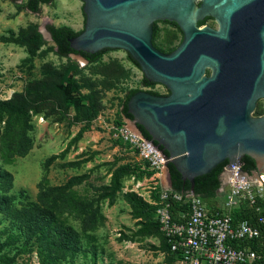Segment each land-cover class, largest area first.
Masks as SVG:
<instances>
[{
	"label": "rangeland",
	"instance_id": "374dc122",
	"mask_svg": "<svg viewBox=\"0 0 264 264\" xmlns=\"http://www.w3.org/2000/svg\"><path fill=\"white\" fill-rule=\"evenodd\" d=\"M26 3L0 0V264H175L155 219L168 186L117 135L130 90H168L145 87L123 50L93 64L57 55L47 26L82 31L81 0ZM34 27L45 44L31 56L17 39ZM157 27L159 48L180 45L176 27Z\"/></svg>",
	"mask_w": 264,
	"mask_h": 264
},
{
	"label": "water",
	"instance_id": "95a60500",
	"mask_svg": "<svg viewBox=\"0 0 264 264\" xmlns=\"http://www.w3.org/2000/svg\"><path fill=\"white\" fill-rule=\"evenodd\" d=\"M81 1L84 31L69 39L70 47L92 55L123 50L149 82L169 92L135 93L127 105L133 121L123 117L163 156L166 186L170 164L191 183V194L196 178L226 161L221 183L245 156L255 160L258 176L264 174V114L254 116L264 100V0ZM207 17L219 28L199 26ZM158 22L182 31L173 52L154 45Z\"/></svg>",
	"mask_w": 264,
	"mask_h": 264
},
{
	"label": "built area",
	"instance_id": "2783aa9c",
	"mask_svg": "<svg viewBox=\"0 0 264 264\" xmlns=\"http://www.w3.org/2000/svg\"><path fill=\"white\" fill-rule=\"evenodd\" d=\"M128 127L125 120L117 135L163 179L167 168L161 153ZM256 172L231 166L214 207L196 194L180 195L170 187L160 190L155 219L175 264H250L260 259L253 245L262 239L264 227V214L257 206L264 198V175ZM242 204L256 206L257 224L233 218L232 211Z\"/></svg>",
	"mask_w": 264,
	"mask_h": 264
},
{
	"label": "trees",
	"instance_id": "16d2710c",
	"mask_svg": "<svg viewBox=\"0 0 264 264\" xmlns=\"http://www.w3.org/2000/svg\"><path fill=\"white\" fill-rule=\"evenodd\" d=\"M11 1L18 2L21 0H11ZM52 1L53 0H42V1L27 0L26 9L33 14H38L41 11V9H40L41 4H50V3H52ZM158 23H156L154 26L153 42H154V45L158 49H160L162 52H165L161 48H159V46H157V44L155 43V40H156V37L158 34V27H157ZM166 23L173 25L182 33L180 28L175 23H169V22H166ZM204 23H205V21L199 22V26H203ZM47 31H48V33H50V35L52 37V42L55 45L57 55H59L61 57L67 58V57H70L71 55H76V56L82 57L88 63L93 64V63L98 62L104 54H106L109 51H112V50H103V51H100V52L93 54V55L85 53V52L74 51L70 47L69 39L77 37L78 35H80L84 31V29L82 31L76 32L68 26L55 27L53 25H49L47 27ZM17 42L26 46L28 49V52L30 53L31 56L36 55V53L45 44L43 34L40 31H38V29L36 27L31 28L29 31L22 32L18 36ZM171 52H173V51H171ZM171 52H169V53H171ZM130 59L132 60L131 57H130ZM133 63L138 68H140L137 63H135L134 61H133ZM142 82H143V85L145 87H153V86L157 85L155 83L149 82L145 77H143ZM139 91H141V90H139V89L130 90L128 92V94L126 95V98H125V101L123 104V109H122L123 117L126 120L133 121V116L128 113L127 105H128V101L130 100V98L135 93H137ZM147 92L154 94V95H160L159 93H156L153 91H147ZM138 129L140 130V132L143 134V136L145 138H147L150 141L152 140V138L144 130V128L138 126ZM154 144L157 145V143H154ZM68 148L64 152H62L60 155H58V157L63 156L68 151ZM160 150L163 151V148H160ZM163 153L165 155H168L167 151H163ZM24 154L25 153H22L21 156H24ZM227 164H228V162L226 161L223 164L218 165L209 174H206L204 176H201V177H198L195 179L194 192L196 195L202 197L209 207H214L215 204H213V202L217 201L219 191L222 188L221 175H222L225 167L227 166ZM242 170H243V172L248 173V174H251L252 172L257 171V164H256L255 160L249 156H245L242 160ZM168 172H169V177H170L171 188L174 192L188 193V192L192 191L191 183L189 181H183L181 174L176 170V168L172 164H170L168 166ZM257 206H259L262 209V212L264 214V198L258 199ZM231 214L236 221L247 220L252 224H257L256 206L252 207L249 204H242L239 208L234 209ZM156 223H157V221H156ZM157 226L159 229L158 223H157ZM159 231H160V229H159ZM164 241H165V239H164ZM260 242H262V245L260 244ZM165 243H166V241H165ZM166 246L168 248L167 243H166ZM253 247L255 249H257V251L261 257H260V259H257L255 262L250 263V264H264V227H263L262 239L256 241L254 243Z\"/></svg>",
	"mask_w": 264,
	"mask_h": 264
},
{
	"label": "flooded vegetation",
	"instance_id": "af4514ba",
	"mask_svg": "<svg viewBox=\"0 0 264 264\" xmlns=\"http://www.w3.org/2000/svg\"><path fill=\"white\" fill-rule=\"evenodd\" d=\"M204 21H205V23H204L203 27L207 26V27H211V28H213V29H218V28H219V24L216 22L215 19H213V18H211V17H207ZM210 22H214V23L216 24V27L213 26V25H211ZM262 101H264V100H262ZM260 102H261V101H260ZM260 102H259V103H260ZM263 178H264V177H263Z\"/></svg>",
	"mask_w": 264,
	"mask_h": 264
},
{
	"label": "bare ground",
	"instance_id": "6f19581e",
	"mask_svg": "<svg viewBox=\"0 0 264 264\" xmlns=\"http://www.w3.org/2000/svg\"><path fill=\"white\" fill-rule=\"evenodd\" d=\"M262 180L264 181V178H262Z\"/></svg>",
	"mask_w": 264,
	"mask_h": 264
}]
</instances>
